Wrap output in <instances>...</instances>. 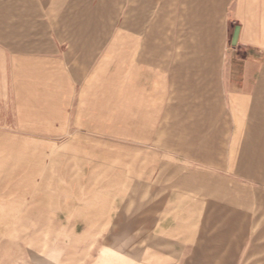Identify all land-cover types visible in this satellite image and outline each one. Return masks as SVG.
<instances>
[{
  "label": "crops",
  "instance_id": "crops-1",
  "mask_svg": "<svg viewBox=\"0 0 264 264\" xmlns=\"http://www.w3.org/2000/svg\"><path fill=\"white\" fill-rule=\"evenodd\" d=\"M114 1L74 0L71 13L84 21L75 23L76 35L70 36L77 52L66 70L70 117L87 127L105 121L106 110L97 106L111 102L97 104L90 99L92 90L118 83L113 102L118 104V121L111 124L109 119L107 127L134 137L135 152L166 154L157 166L166 170L165 176L152 177L151 183L166 186L168 201L198 202L199 223L146 229L162 234L160 243H171L175 234L185 242L186 253L178 261L159 264H230L222 261L224 250L241 247L243 234L250 230L245 218L255 215L256 198L264 201V0H147L148 15L144 0H119L115 36L120 53L113 74L118 82L109 72L110 49L92 65L98 42L109 33L101 32L100 23ZM23 3L32 6V0ZM228 21L238 28L237 43L230 49L222 39ZM26 27L14 22V31L0 35V96L6 98L8 112L15 111L16 89L42 85L31 80L28 63L31 55L42 60V36L31 39ZM62 29L57 25L55 35ZM143 36H150L146 49ZM171 36H183L181 48L174 47ZM128 40L134 48L127 47ZM171 208L180 205L168 204Z\"/></svg>",
  "mask_w": 264,
  "mask_h": 264
},
{
  "label": "rangeland",
  "instance_id": "rangeland-1",
  "mask_svg": "<svg viewBox=\"0 0 264 264\" xmlns=\"http://www.w3.org/2000/svg\"><path fill=\"white\" fill-rule=\"evenodd\" d=\"M24 1L0 0V11L4 9L0 35L12 32L14 22H24L31 39L42 36V60L31 55L28 62L31 80H40L42 85L16 89L15 111L8 112L6 98L0 96V264L178 261L186 253L185 242L177 239L181 234H175L169 244L160 243L162 234L146 229L152 230L157 224L199 223L198 202L168 201L166 186L151 183L155 182L152 177L165 176L166 170L157 166L166 161V154L135 152L134 137L119 135L112 125L107 127L109 119L111 124L118 121V104L113 103L118 83L92 90L90 99L94 97L97 104L111 102L97 106L106 110L105 121L95 120L87 127L80 118L71 119L66 70L71 55L77 52L72 51L70 36L73 32L76 35L75 23L84 19L72 15L74 0H32V6ZM114 2L100 23L101 32L106 29L109 33L98 42L92 65L96 66L110 49L113 61L109 72L118 82L113 74L118 71L120 53L115 36L120 8L119 0ZM97 5L89 4L95 9ZM147 5L144 0V15L149 14ZM57 25L64 28L60 36L55 35ZM234 30L233 22L224 25V48L232 47ZM171 37L175 38L174 47L181 48L183 36ZM149 38L143 36V49L149 47ZM20 43L26 48L29 42ZM127 43L128 48H134L133 41ZM72 98L77 100L76 92ZM173 203L180 208L168 209ZM253 207L255 215L245 218L250 230L243 234L241 247L224 250L222 261L264 264L260 262L264 256L260 248L264 246V201L256 198Z\"/></svg>",
  "mask_w": 264,
  "mask_h": 264
},
{
  "label": "water",
  "instance_id": "water-1",
  "mask_svg": "<svg viewBox=\"0 0 264 264\" xmlns=\"http://www.w3.org/2000/svg\"><path fill=\"white\" fill-rule=\"evenodd\" d=\"M237 37H238V28H235L234 32H233V36H232V44H236L237 41Z\"/></svg>",
  "mask_w": 264,
  "mask_h": 264
}]
</instances>
